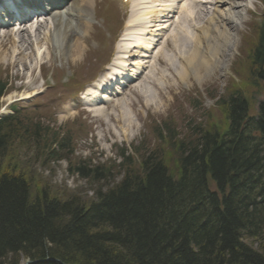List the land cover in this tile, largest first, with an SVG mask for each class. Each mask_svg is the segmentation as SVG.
<instances>
[{"label": "trees", "instance_id": "1", "mask_svg": "<svg viewBox=\"0 0 264 264\" xmlns=\"http://www.w3.org/2000/svg\"><path fill=\"white\" fill-rule=\"evenodd\" d=\"M256 42L250 55L256 72L247 79L258 90L264 23ZM243 93L234 86L216 103L224 109L225 131L211 126L209 116L187 141L176 142L168 130L176 166L167 167L157 152L140 169L124 158L122 178L91 198L58 197L41 182L43 188L34 185L15 157L32 136L14 118L0 120V264L47 258L62 264H264V101L250 116L253 96ZM65 147L51 135L40 153L56 161ZM71 167L93 184L112 177L103 166Z\"/></svg>", "mask_w": 264, "mask_h": 264}, {"label": "rangeland", "instance_id": "2", "mask_svg": "<svg viewBox=\"0 0 264 264\" xmlns=\"http://www.w3.org/2000/svg\"><path fill=\"white\" fill-rule=\"evenodd\" d=\"M234 1L242 5L240 1ZM263 8L260 4L256 13L251 14L253 17L249 14L245 15V20H242L241 23L237 21L230 23L229 21L225 30H220L221 32L225 31L228 33V39L225 44H222L224 42L222 38L218 42V44H221L219 63L215 64L214 68L216 70L212 74L202 77L200 82L190 78L188 84H185L178 77H174L175 74H173L163 84V88L158 89L159 92L152 85V88H148L149 95L144 97L138 95L136 90L132 91L128 96V106H126V102L123 111V113L129 115V122L131 124L127 123L124 131L118 129L117 119L107 121L109 119L108 117L106 120L102 118L96 119L89 114L80 113L76 110V106H78L76 99H72L68 95V90H51L48 88L43 90L39 95L32 97L29 103L23 104V107L31 111V107L28 106L35 99H37V105L33 107L29 114L22 113L16 120V125L21 127L22 130L27 128V132L33 137L29 138V143L26 146H18L15 149V157H17L19 171L21 172L22 170V173L26 174L35 183L34 185L37 184L39 186L41 182V185L47 186L49 193L52 195L61 197L63 194H76L81 198H91L93 191L99 185H94L85 180L84 177L72 173L69 169L71 166L79 162H86L93 166L102 164L106 168L107 166L112 168L120 161L117 153L122 147L128 153H133L134 149L139 151L138 155H132L135 158L134 164H138L141 157L145 158L150 153L160 152L159 147L163 149L170 148L169 146L161 145L162 142L159 141L158 137L164 130V122L174 117L177 119L175 125L180 126V118L182 117H180L179 113L190 111L189 113L193 114V116L189 115V120L193 119L196 125L201 123L205 127L207 112H214L213 107L215 101L219 97L223 98L225 93H229L228 90L231 88L232 83L231 78L235 82L238 81L240 88H246L243 91L246 98L250 99L251 96H254V104L251 105L255 111V102L257 104L259 100H264V82L258 81V90L249 86L247 77L252 76L256 71L250 63L247 52L251 51L256 43L254 23L257 24L259 21L260 15L264 12ZM225 9L222 6L218 11L221 14H226ZM236 12L244 13L245 11H243V8H238ZM93 36V33L89 35L90 38ZM41 38H39L40 41L37 47L35 46L36 48H34L35 50H39V54L42 55L41 60L45 62L47 69L50 66L57 69L60 66L64 69H68L69 67L75 69L77 66H81L80 64L83 58L82 48L76 59L64 61L57 53L56 56L49 55V57L48 54L51 53V50L49 51V46ZM9 44L0 45V51L3 53L0 56V84H5L8 85L7 87H10L7 89L3 98L0 99L1 116L11 113L7 109H4L6 103L25 96V93L30 94L40 91L39 87L36 86L39 85V80H36L35 85L31 80V74L29 75V71L33 70L34 64L39 62L40 58L36 56V53L34 56V53H31L32 51L29 50L30 55H28L30 58L24 56L21 63L17 62L14 65V61H11L9 57L12 49ZM27 45L28 43L23 42L21 48H25ZM105 47L107 48V46ZM165 53L170 55L167 51ZM102 60L103 53L101 56ZM180 62L178 66H180ZM25 64L26 66L29 65V69L23 67ZM37 68L36 66L35 69ZM84 68L83 73L87 75L88 72L86 70L88 68ZM21 82H27L33 88H24L22 91L19 89L20 92L13 93L14 91H18ZM152 90L153 92L150 94ZM225 95L227 96V94ZM190 100L198 103V108L194 112L190 110ZM146 101L149 105L144 106L143 102ZM205 112L207 114L206 116H204ZM217 119L222 122L225 119L224 114L218 115ZM122 123L124 124L123 121ZM215 125L220 126L217 121ZM77 128H80L84 133L81 131L74 132ZM184 133H186L185 130L180 131L176 137V141L180 140ZM65 134L72 136V140L68 139V142L71 141L69 146H66L63 151L59 152L57 156H60V158L53 161L45 158L43 152L40 153L42 144L48 143L51 135L63 138L66 136ZM46 135L47 137H45ZM112 174L113 177L108 183H112V180L114 182L119 181L121 175L116 171L112 172ZM253 246L258 247V244L254 243ZM261 247L263 250L262 257L264 258V241Z\"/></svg>", "mask_w": 264, "mask_h": 264}, {"label": "bare ground", "instance_id": "3", "mask_svg": "<svg viewBox=\"0 0 264 264\" xmlns=\"http://www.w3.org/2000/svg\"><path fill=\"white\" fill-rule=\"evenodd\" d=\"M175 1L176 0H170L169 5H163V8L157 13V15L164 18L168 16L169 11L167 9L169 7H172L171 3ZM226 2L228 1L219 0L218 2H215L213 13L208 18L209 23L197 28L196 29L197 34L193 38H191V42L194 43L197 40L199 45L205 42L203 52L199 51V47L196 48L194 52L189 50V47L187 46H184V48L182 49H179L176 46L174 47V53L176 54L177 59H179L183 64L181 65V67L174 66L172 63H168V64L170 67L172 66L173 74H175L174 77H178V79L182 83L188 84V80L190 78L200 82L202 77H205V75L208 76L209 74H212L214 70H216V68H214L215 64L219 63V58L221 56V44H218V42L220 41V38H222V40L224 41L222 44H225V42L228 39L227 38L228 33L225 31L221 32L220 30H225L226 26H228V22L230 18H233V21L239 22L244 17L242 14L236 13L235 9H238V7H235L231 5V3H226ZM217 5L226 7V13L229 15V17H227L228 15L222 16V14L220 13L218 14ZM72 7H74V9L77 10V12H79V9L81 7V0H79V3L78 0H75L70 7L68 6L66 10L64 9L65 11L63 14L58 12L59 16H56V14L51 15V19H52L51 25L49 26L48 31L46 32V34H44V37L42 38L43 39L42 41H44L46 44H49L52 53L53 54L57 53L58 56L63 58L64 61H69L74 58L76 59L80 51L79 47H77L75 44L72 45L71 43L70 44L67 43L68 34L74 31H79L80 33L87 32L86 29L87 26H84L81 23L77 22L78 14H76L75 16L72 14ZM179 9L182 10L181 12H183V22H187L188 21L187 19H189L187 18V15H189L188 11L184 7H179ZM197 12L200 13V11ZM193 15L195 14L193 13ZM203 21L204 19H201L200 16H198V13H196V16L191 20V24L192 22L202 23ZM230 23H232L231 20ZM223 26L224 28H222ZM40 27L41 25H39L37 27V30L35 31L34 40H32L33 38L29 37L28 31L25 27L16 30L7 29L4 32V35L0 37V45H5L7 43H10L9 45H11L12 47L9 57L11 58L10 59L11 61H14L13 62L14 65L17 62L21 63L24 56L30 58L29 56L30 53L28 51L31 50L32 51L31 53H33L34 47L35 46L37 47V44H39V40L36 39V36L37 34L40 33L39 29L43 28ZM149 33L151 34L150 30ZM20 34L22 35L21 38L18 37V35ZM14 37L16 38L14 39ZM134 38L136 39V45L139 44H145L147 46L151 45L150 42H147L146 44V40H144L139 36L138 37L136 36ZM23 42L28 43V45L25 48L22 47L21 49H18V47L14 45V43L17 44ZM182 51H186L188 52V54L183 53ZM69 53L71 54L69 55ZM1 55H3V53L0 51V56ZM121 66H126V65L124 62H122ZM23 67H27L29 69V65L26 66L25 64L23 65ZM128 70L131 71L129 68H127L123 71L124 73L121 74H123L124 76H128L127 73ZM131 73L133 74L134 72L131 71ZM157 80L165 81V83L167 81L163 78V75L159 76ZM152 82H153L152 79L149 80L150 84H152ZM130 85L131 87H133V84ZM137 88H143V87L137 86L136 89ZM148 88L149 87H144V89L137 91L138 95L142 97L149 95ZM158 88L160 87L158 86ZM152 92L153 90L150 92V94ZM143 105L144 106L149 105V103L146 101L143 102ZM123 111L124 108L122 109L120 108V110L117 111L118 114L114 117L110 116L109 119H107V121H111L112 119H117L116 123L118 129L124 131V129H126L125 128L126 124L130 122H129V115L123 113ZM122 121L124 122V124L122 123ZM249 243L253 245L255 242L250 241Z\"/></svg>", "mask_w": 264, "mask_h": 264}, {"label": "water", "instance_id": "4", "mask_svg": "<svg viewBox=\"0 0 264 264\" xmlns=\"http://www.w3.org/2000/svg\"><path fill=\"white\" fill-rule=\"evenodd\" d=\"M25 264H29V262H26Z\"/></svg>", "mask_w": 264, "mask_h": 264}]
</instances>
